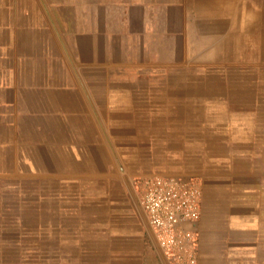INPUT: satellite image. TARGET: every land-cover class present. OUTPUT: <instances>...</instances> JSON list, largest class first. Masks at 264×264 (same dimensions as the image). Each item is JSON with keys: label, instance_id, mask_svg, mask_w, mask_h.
<instances>
[{"label": "crops", "instance_id": "crops-1", "mask_svg": "<svg viewBox=\"0 0 264 264\" xmlns=\"http://www.w3.org/2000/svg\"><path fill=\"white\" fill-rule=\"evenodd\" d=\"M152 175L198 264H264V0H0V264H168Z\"/></svg>", "mask_w": 264, "mask_h": 264}, {"label": "built area", "instance_id": "built-area-1", "mask_svg": "<svg viewBox=\"0 0 264 264\" xmlns=\"http://www.w3.org/2000/svg\"><path fill=\"white\" fill-rule=\"evenodd\" d=\"M140 205L168 264H198L202 189L194 178L152 175L138 180Z\"/></svg>", "mask_w": 264, "mask_h": 264}]
</instances>
